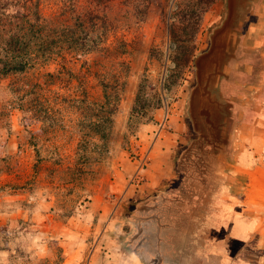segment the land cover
<instances>
[{"label": "rangeland", "instance_id": "1", "mask_svg": "<svg viewBox=\"0 0 264 264\" xmlns=\"http://www.w3.org/2000/svg\"><path fill=\"white\" fill-rule=\"evenodd\" d=\"M233 1L212 146L190 99L226 0H0V31L39 4L84 50L0 79V264H264V156L238 162L264 142V0Z\"/></svg>", "mask_w": 264, "mask_h": 264}, {"label": "trees", "instance_id": "2", "mask_svg": "<svg viewBox=\"0 0 264 264\" xmlns=\"http://www.w3.org/2000/svg\"><path fill=\"white\" fill-rule=\"evenodd\" d=\"M38 8L39 4H36L30 14L26 8V13L17 18L19 25L13 30L0 31V79L43 66L54 56L64 60L63 54L70 49H75L76 55L84 54L83 47L78 46L82 45L80 38L57 30L55 22L44 18ZM241 66H245V63ZM238 74L244 76L245 73L240 70ZM33 88L28 83H22L19 87L25 95Z\"/></svg>", "mask_w": 264, "mask_h": 264}, {"label": "water", "instance_id": "3", "mask_svg": "<svg viewBox=\"0 0 264 264\" xmlns=\"http://www.w3.org/2000/svg\"><path fill=\"white\" fill-rule=\"evenodd\" d=\"M234 3L235 2L233 0H226L225 6L227 9V13L225 20L223 21L222 25L219 28H216L210 36L211 45L209 49L205 53L196 57L194 60V64L196 67L197 85L191 94L190 113L192 120H194L195 124L197 125V117H201V120L203 119L204 121L205 119L207 121L208 125L198 127L199 129L197 131L202 135H205V133L209 132L210 134H213L215 139H211L209 141L212 146H216L217 144L222 143L224 138L222 137V135H224V128L221 129V124L214 125L210 116H208V113H206L204 109L206 106V102H208L209 104V108H207V111L210 112L213 108H219L217 104L224 101L219 89V82L222 79H227V75L224 74V71H221L222 74L220 75V70L217 73L216 69L222 70L223 67L222 65H220V63L217 62V59L219 53H226V49L230 48L228 46L231 44V35H234V31L229 28L234 18ZM229 37L230 39L228 43L227 39Z\"/></svg>", "mask_w": 264, "mask_h": 264}, {"label": "crops", "instance_id": "4", "mask_svg": "<svg viewBox=\"0 0 264 264\" xmlns=\"http://www.w3.org/2000/svg\"><path fill=\"white\" fill-rule=\"evenodd\" d=\"M241 151L238 162L241 168L247 170L249 166H257L264 156V142L248 139L241 144ZM251 195L247 194L246 197L240 202L241 205H247L246 200L250 201Z\"/></svg>", "mask_w": 264, "mask_h": 264}]
</instances>
